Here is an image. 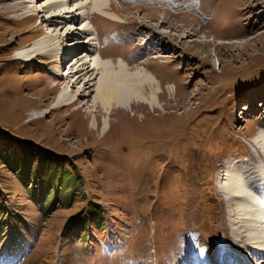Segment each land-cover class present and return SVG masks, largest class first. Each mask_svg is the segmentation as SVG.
<instances>
[{"label": "rangeland", "instance_id": "obj_1", "mask_svg": "<svg viewBox=\"0 0 264 264\" xmlns=\"http://www.w3.org/2000/svg\"><path fill=\"white\" fill-rule=\"evenodd\" d=\"M21 1L0 0V264L258 258L231 239L241 206L220 173H264V0ZM33 43L50 50L19 57ZM100 59L131 61L156 95L95 104Z\"/></svg>", "mask_w": 264, "mask_h": 264}, {"label": "bare ground", "instance_id": "obj_2", "mask_svg": "<svg viewBox=\"0 0 264 264\" xmlns=\"http://www.w3.org/2000/svg\"><path fill=\"white\" fill-rule=\"evenodd\" d=\"M23 1L24 0H22L21 2H23ZM46 1H47V3H45V5H49L50 7L54 6L53 1H55V0H46ZM106 1L107 0H93L92 3L96 9L98 6H102ZM108 4H109V6H111L110 3H108ZM193 5H194V2H193ZM50 7H48V8H50ZM57 14H61V12H59V11L56 12L54 10L53 11L51 10L49 12V14L47 15L46 21L55 20V18H57L55 15H57ZM69 26H72V25H69ZM69 26L67 25V28H69ZM48 29L50 30V29H54V28H51V26H49ZM65 30H69V29H65ZM69 33L70 32L66 33L65 36H67ZM49 37L54 38L55 35H53L52 37L51 36H49ZM34 43H37V42H34ZM34 43L32 46L33 48L31 47L28 50L18 52L19 57H21V56L22 57H32L34 55L33 51L46 53L45 51L50 50V49L44 50V51L35 50L34 49V45H35ZM72 43L73 42L70 43L71 45H69V49H68V51L66 50V53H72L74 51V49L77 47L76 45H72ZM45 46H44V48H45ZM125 61L127 63L124 62L123 59L117 60V61H115L114 59H111V60H106V59L101 60L100 59V60L96 61L97 63L94 67H97L98 70H100V69L103 70V74H102L101 78L98 80V82L96 83L97 87L94 90V91H96V96L94 97L95 104H98V101H100L103 104V106L107 109L109 106L108 104L110 103L109 102L111 99L110 97L115 96V98H117V100L119 101L118 103H120V101L121 102L125 101V100H123V98L125 96L126 97L129 96V92H133L134 96L136 98H141V99L146 98L144 96L145 95L144 91H146V90L149 92H152L151 96L156 95L155 87L159 88L161 81H159L158 84L154 83L153 82L154 80H151L149 78V76H148L149 74H147L146 71H141L140 70L141 68H137L135 66L130 67L129 64L130 63L132 64V62L128 61V60H125ZM75 63L76 62L73 61L72 59L69 61V67L70 68H69L68 72H71V71L73 72V70H74L73 66ZM84 64H85V62H84ZM84 64L79 65V66H81L79 68V71H82L81 76L84 77V81H86L85 83L90 86V85H92L90 83V81L94 77H96V74H94L95 72L91 73V71H90V73H88L90 67L89 68L87 66L85 67ZM74 71H76V69ZM77 74H79V73H77ZM77 74H75V76H77ZM62 96L60 94V98H59L58 102L59 103L67 102L66 99L68 97L65 96L64 94ZM127 100L129 102V104L131 105L133 102L132 101L133 98L131 97V98H128ZM146 100H147V98H146ZM73 103H75V102L73 101ZM148 103L152 104V101H148ZM260 123H261V125H260L261 129H264V120H261ZM255 140H256V142L259 143L258 144L259 148L255 149L251 145L250 149L251 150L254 149V152H256V150H257L256 153L261 152L260 154H263L264 153V151H263L264 135L262 134V135L257 136ZM251 152H253V151H251ZM253 157L255 160L257 159V158H255V156H253ZM242 160L244 161L245 165L251 162L250 165H252L253 167L256 166V165L254 166V163H252V161L248 160V161H250V162H248L247 159L244 157H242ZM262 164H264V157L262 158ZM240 165H243V164H241V161H240ZM250 165H248L247 167H245L243 169V173H241V175H239L237 171L233 172V170L229 171V169H228L227 173H225L224 170H221L222 172L220 173V176H222V178L225 176V178L227 180L226 182H224V184H222V188H224L222 190V192H224L226 195V200H225L226 203H228L232 206L234 205V206H236V208L239 205L241 206V208L239 210H236L235 212L230 213V217L233 216L238 221L239 226H240V228H239L240 231H237L236 234H230V236L232 235L231 239L235 240V238L236 239L240 238V242H241L242 238L246 239L247 243L244 245V248L247 249L246 248V246H247L249 249H252V250L256 249V252H258V258L256 255L255 257L251 258V262H248V260L246 258H244V261L245 262L247 261V264H255L254 261L256 262V264H264V254H262V253H264V173H262L260 166L257 165L258 167L255 169L253 167L251 168ZM262 169L264 170V168H262ZM247 207H249V208L252 207L253 210L256 211L257 213H253V211L250 210L251 208L248 210ZM245 220L246 221L254 220L257 223H260L259 226L262 227L261 228L262 230L251 229L250 227H247L246 229L243 228V226H241L240 222H243ZM232 246L234 248L240 249V245H238L236 242H234L232 244ZM252 254L255 255L254 253H252ZM213 261H214L213 264H219L220 263L219 260H213ZM244 261L242 260V264H245ZM200 262L201 261H197V262H195V264H197V263L199 264ZM225 262H226V264L228 263L227 261H225ZM178 264H191V262L186 261L183 258L180 260V262H178ZM228 264H230V263H228Z\"/></svg>", "mask_w": 264, "mask_h": 264}, {"label": "snow or ice", "instance_id": "obj_3", "mask_svg": "<svg viewBox=\"0 0 264 264\" xmlns=\"http://www.w3.org/2000/svg\"><path fill=\"white\" fill-rule=\"evenodd\" d=\"M201 254H203V252Z\"/></svg>", "mask_w": 264, "mask_h": 264}, {"label": "trees", "instance_id": "obj_4", "mask_svg": "<svg viewBox=\"0 0 264 264\" xmlns=\"http://www.w3.org/2000/svg\"><path fill=\"white\" fill-rule=\"evenodd\" d=\"M17 151V150H16ZM19 151V150H18Z\"/></svg>", "mask_w": 264, "mask_h": 264}]
</instances>
